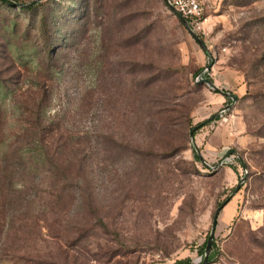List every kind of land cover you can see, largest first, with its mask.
Listing matches in <instances>:
<instances>
[{"label": "rangeland", "instance_id": "1", "mask_svg": "<svg viewBox=\"0 0 264 264\" xmlns=\"http://www.w3.org/2000/svg\"><path fill=\"white\" fill-rule=\"evenodd\" d=\"M201 4L203 46L164 0H0V264H203L228 199L208 264H264V0ZM44 94L75 155L131 113L83 190L48 187L26 146Z\"/></svg>", "mask_w": 264, "mask_h": 264}, {"label": "trees", "instance_id": "2", "mask_svg": "<svg viewBox=\"0 0 264 264\" xmlns=\"http://www.w3.org/2000/svg\"><path fill=\"white\" fill-rule=\"evenodd\" d=\"M3 3H6L10 6H17L19 9H27L33 10L34 7H19L17 3L11 0H1ZM43 2V1H42ZM165 6L172 12L169 5L164 1ZM28 5V4H23ZM36 6V5H34ZM174 14V13H173ZM175 15V14H174ZM176 16V15H175ZM180 21V20H179ZM181 22V21H180ZM182 23V22H181ZM185 27V26H184ZM186 28V27H185ZM233 101V100H232ZM48 97L44 94V97L41 98L38 105H34L37 108V111L31 110L30 118H26V125L23 127V134L27 140L26 146H30L32 144H38L42 147L44 152V159L47 164V169L44 171L46 179V185L59 193H65L73 186L83 190L84 187H89L90 184L87 182V175L91 172L92 165L94 163L96 155L101 154L99 151V146H102L103 143L107 144L108 142L115 140L114 137L117 139L124 141V132H128L129 130V120L131 119V113H115L111 114L113 120L116 123V133H114V137L112 136H105L104 134L92 135V132H86L87 135V145L86 150L82 152V155H75L72 150L71 142L73 140L72 137H67L66 133L63 132L60 127L56 124L55 121L51 120L49 116V106L47 105ZM211 120L205 121L204 123L200 124L198 127L202 128L211 124ZM28 123V124H27ZM198 128V129H200ZM195 129V128H194ZM97 144V146H93V144ZM117 143V141H116ZM76 144H80L79 141ZM91 146V147H89ZM122 147V146H121ZM125 153H131V148H124ZM96 150V153H94ZM110 150V149H109ZM104 152H109L106 149H103ZM119 154H123L122 151H116ZM96 156V157H95ZM239 160V159H238ZM204 165V164H203ZM206 170L210 169L205 166ZM80 174V175H79ZM85 180V183L81 184L79 181L78 183L75 182L77 179ZM53 197V204H61L67 202L66 200L63 201V198L59 195H55L51 193ZM84 200H88V198H84ZM209 238V236H208ZM204 243L202 247V256L206 254L207 242ZM75 241H71V239H67L63 243L66 249H72ZM91 246V245H90ZM124 248L127 246L123 244ZM212 248H215V241L213 242ZM65 253V252H64ZM89 253V252H88ZM110 259H114L120 253H116V251H109ZM69 256H66V258ZM62 258V257H61ZM65 262L64 257L62 258ZM62 264H71L69 261ZM28 264H35L34 259H27ZM187 264V263H186Z\"/></svg>", "mask_w": 264, "mask_h": 264}, {"label": "water", "instance_id": "3", "mask_svg": "<svg viewBox=\"0 0 264 264\" xmlns=\"http://www.w3.org/2000/svg\"><path fill=\"white\" fill-rule=\"evenodd\" d=\"M44 0H37L33 3H30L28 5H23V4H17L19 7H31V6H34V5H37L38 3L42 2ZM170 7V9L172 10V12L176 15V17L182 22V24L188 28V21L187 19L181 14L179 13V11L171 6L169 4V0H164ZM192 36L194 37V39L201 45L203 46V40L196 34H193L192 33ZM203 83L207 84L208 86L212 87L215 91H219L221 94H223L225 97H231L232 100L234 102H236L238 100L237 97H232L230 96L229 93H226L224 91H221L219 88L216 87V85L209 79H203L202 80ZM198 127H196L197 129ZM191 137H193V131L191 132ZM237 155V154H236ZM241 161V159H240ZM242 166H243V169L245 171H247V166L245 164H243L241 162ZM246 180V177L242 179V183H244ZM240 189V186L237 187L236 189V192ZM229 199L227 201H225L216 211H215V214H214V217H213V222H212V228H211V232H210V235H209V238H208V242H207V248H206V254H205V257H204V262L203 264H208V259H209V254L211 252V249H212V246H213V242H214V239H215V235H216V231H217V227H218V220H219V216H220V213L222 212V210L226 207V205L229 203Z\"/></svg>", "mask_w": 264, "mask_h": 264}, {"label": "built area", "instance_id": "4", "mask_svg": "<svg viewBox=\"0 0 264 264\" xmlns=\"http://www.w3.org/2000/svg\"><path fill=\"white\" fill-rule=\"evenodd\" d=\"M169 4L175 7L179 13L187 19L188 28H186V30L191 35L193 33L200 38H203L206 35V29L204 27V11L201 0H169ZM236 158L239 159L238 155H236Z\"/></svg>", "mask_w": 264, "mask_h": 264}]
</instances>
